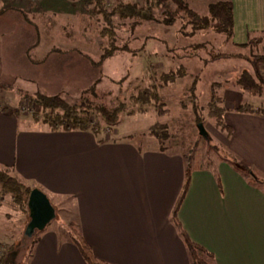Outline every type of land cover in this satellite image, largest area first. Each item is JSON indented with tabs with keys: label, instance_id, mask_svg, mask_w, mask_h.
Returning a JSON list of instances; mask_svg holds the SVG:
<instances>
[{
	"label": "crops",
	"instance_id": "0c3cea01",
	"mask_svg": "<svg viewBox=\"0 0 264 264\" xmlns=\"http://www.w3.org/2000/svg\"><path fill=\"white\" fill-rule=\"evenodd\" d=\"M221 1L233 7V44L264 35V0ZM236 109L225 116L231 128L226 151L264 177V116ZM116 139L100 144L91 132H54L13 111L0 112V168L15 172L51 202L71 200L96 259L190 264L172 223L185 183L184 158L139 149L122 134ZM217 172L219 184L209 167L192 168L178 212L182 229L214 255V264H264V187L252 186L226 163H219ZM29 264L87 263L70 240L46 230Z\"/></svg>",
	"mask_w": 264,
	"mask_h": 264
},
{
	"label": "rangeland",
	"instance_id": "374dc122",
	"mask_svg": "<svg viewBox=\"0 0 264 264\" xmlns=\"http://www.w3.org/2000/svg\"><path fill=\"white\" fill-rule=\"evenodd\" d=\"M117 1L121 0H107L106 6L111 8ZM124 1L143 7L146 0ZM186 1L198 14L206 15L208 5L221 0ZM170 6L169 15L175 10ZM175 16L172 26L125 21L117 43L131 51H121L101 63L102 48L108 41L101 37L105 22L94 12V0H0V110L34 121L23 98L37 93L60 95L71 105L89 99L116 108L124 102L128 110L122 113L120 124L112 130L104 128L101 138L114 141L122 134L123 140L139 149L166 150L190 162L191 168L209 167L218 152H226L228 138V130L210 116L209 102L225 109H236L241 103L264 109V84L262 94L253 95L242 93L236 83L243 72L264 82V63L259 62L264 58V35L246 48L234 46L224 34L212 30L188 37L192 29L184 27L181 15ZM161 17L158 20L164 19ZM179 66L186 69V77L160 92L166 115L159 116L154 109L128 113L133 109L131 93L148 86L147 70L161 74ZM194 85L198 110L189 102V89ZM159 124L168 132L163 143L150 131ZM259 179L264 187V177ZM27 204H14L0 188V258L16 253L14 264H29L32 241L46 230H56L68 240L80 232L74 203L61 199L51 202L56 219L29 239L25 235L30 221Z\"/></svg>",
	"mask_w": 264,
	"mask_h": 264
},
{
	"label": "trees",
	"instance_id": "16d2710c",
	"mask_svg": "<svg viewBox=\"0 0 264 264\" xmlns=\"http://www.w3.org/2000/svg\"><path fill=\"white\" fill-rule=\"evenodd\" d=\"M107 0H94V12L103 17L105 25L101 32V37L107 39V46L102 48L101 63L114 58L119 52H130V48L118 45V34L120 28H125V21L129 19L140 22H161L162 25L172 26L176 22L175 15H181L184 27H190L188 37H193L200 31L212 30L217 34H224L228 41L233 44L234 36V16L233 7L229 1H219L208 6L206 15H200L190 8L186 0H146L145 6L140 7L137 3H130L121 0L114 4L111 8L106 6ZM170 5L174 6L170 15ZM168 14V15H167ZM164 16L163 20L160 19ZM168 16V17H167ZM166 17V18H165ZM162 18V17H161ZM134 27V23L132 25ZM256 39H249L246 45L234 46L246 48L253 46ZM201 47V46H200ZM136 55V53H133ZM259 62L264 63V58H260ZM151 71V72H150ZM147 70L145 76L148 78V86L145 88H137L129 96L130 106L133 109L129 110V114L135 112L147 113L149 109H154L159 116L167 114L165 104H163L161 90L167 86L174 85L178 79L185 78L187 73L184 67H177L174 70L158 74L156 70ZM263 82V81H262ZM237 85L241 88L242 93H251L253 95L262 94L263 83L253 78L250 73L243 72L237 80ZM189 102L193 104L195 110H198V93L195 85L189 89ZM214 99V97L212 96ZM24 101L29 105L30 112L35 122L42 123L49 127L54 132H91L98 138V143H107L101 138L104 133V128L112 130L117 127L121 121L122 113L127 109L128 105L124 102L118 104L116 108H108L103 104H95L89 99H84L80 103L71 105L66 102L60 95L47 96L37 93L33 96H24ZM210 116L215 117L218 125L228 130V136L231 134V128L225 122V116L230 111L229 109L218 106L215 101L209 102ZM242 114H258L264 116V109L254 110L250 105L242 104L236 110ZM1 113H7L6 110H0ZM202 120H197L200 127ZM151 133L160 141L164 142L168 138L166 126L159 124L151 128ZM166 152V150H161ZM185 162V183L182 194L174 208L172 214V223L177 228L178 233L183 240L188 251L190 264H214L215 257L213 254L206 251L204 248L193 243L184 232L178 221V212L188 193L192 168L190 162ZM219 163L228 164L233 170L245 177L252 186L259 188L261 180L257 173L251 167L242 163L238 158L229 152H218L214 161L209 162V168L214 175L217 183L220 179L217 172ZM11 171L8 168H0V188L4 195H10L16 205L28 203L32 188L24 185L17 176H11ZM261 187V186H260ZM30 239V238H29ZM38 240L32 241V246L35 247ZM72 242L79 250L81 256L87 264H107L102 262L93 254L91 247L83 239L80 232L71 236ZM16 253H8L7 256L0 258V264H14Z\"/></svg>",
	"mask_w": 264,
	"mask_h": 264
},
{
	"label": "water",
	"instance_id": "95a60500",
	"mask_svg": "<svg viewBox=\"0 0 264 264\" xmlns=\"http://www.w3.org/2000/svg\"><path fill=\"white\" fill-rule=\"evenodd\" d=\"M201 133H204L200 128ZM30 221L26 227L25 235L32 238L36 232H43L56 219V210L49 198L39 189L32 190L28 199Z\"/></svg>",
	"mask_w": 264,
	"mask_h": 264
}]
</instances>
